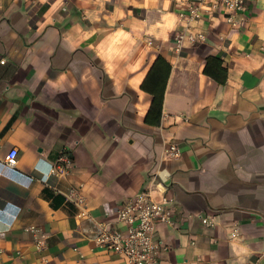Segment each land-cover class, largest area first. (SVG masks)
<instances>
[{
    "label": "crops",
    "instance_id": "0c3cea01",
    "mask_svg": "<svg viewBox=\"0 0 264 264\" xmlns=\"http://www.w3.org/2000/svg\"><path fill=\"white\" fill-rule=\"evenodd\" d=\"M198 4L0 0V264H129L98 237L125 233L119 208L148 188L173 213L155 225L162 264H264V0H245L236 26L219 0L191 18ZM158 56L171 70L151 124L142 85Z\"/></svg>",
    "mask_w": 264,
    "mask_h": 264
},
{
    "label": "built area",
    "instance_id": "2783aa9c",
    "mask_svg": "<svg viewBox=\"0 0 264 264\" xmlns=\"http://www.w3.org/2000/svg\"><path fill=\"white\" fill-rule=\"evenodd\" d=\"M205 0H199V4L189 8L190 17L194 19L201 18L200 5ZM225 9L229 12L228 21L236 26V14L241 12L245 7V0H219ZM200 40L205 38V34L198 35ZM182 37L177 38L180 43ZM3 62V61H2ZM19 152L16 148L10 150L6 164L15 166L17 163ZM169 154L174 157L180 154L179 147L174 144L169 149ZM71 165V158L66 152L59 155L57 162L52 165L50 173L52 175H62L67 172V167ZM168 173L160 175L162 182L168 181ZM160 182V183H162ZM72 198L74 193L67 195ZM77 202L81 206V210L77 213L78 217H88L87 206L85 199L81 195L75 196ZM74 198V199H75ZM172 201V200H171ZM168 202L165 200H155L153 197V190L148 188L137 194L133 199L126 201L117 212L118 221L121 222L126 232H108V230L101 226V234L98 237L99 243L105 249L117 252L123 255L129 264H162L158 259V253L161 247H164L162 241L156 240L155 225L162 221L170 224L172 221V208L165 205ZM203 223L211 225L212 222L208 218L203 219ZM30 230L37 231L34 226L29 227ZM39 248L46 246L45 237L37 240ZM166 248V247H164Z\"/></svg>",
    "mask_w": 264,
    "mask_h": 264
},
{
    "label": "trees",
    "instance_id": "16d2710c",
    "mask_svg": "<svg viewBox=\"0 0 264 264\" xmlns=\"http://www.w3.org/2000/svg\"><path fill=\"white\" fill-rule=\"evenodd\" d=\"M211 62H214L211 66ZM171 66L162 57L158 56L151 67L142 87L153 97L152 105L147 113L146 121L157 124L161 117V110L164 101V92L168 82ZM205 71L212 75L219 82H225L227 71L222 66V61L217 58H208Z\"/></svg>",
    "mask_w": 264,
    "mask_h": 264
}]
</instances>
